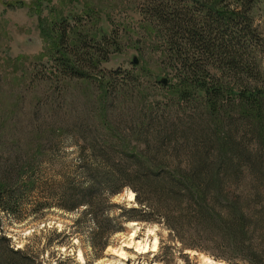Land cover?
I'll return each instance as SVG.
<instances>
[{"label": "trees", "instance_id": "16d2710c", "mask_svg": "<svg viewBox=\"0 0 264 264\" xmlns=\"http://www.w3.org/2000/svg\"><path fill=\"white\" fill-rule=\"evenodd\" d=\"M255 1L235 0L236 6L223 7L222 0H149L147 21L161 27L165 55L178 74V84L170 87L175 106H195L185 124L193 141L185 134L182 140L176 137L181 117L169 124L161 112L135 121L124 136L91 130L90 120L108 130L114 119L107 115L50 119L48 127H34L43 136L51 129L60 140L76 136L77 156L54 164L59 171L48 184L34 178L38 162L0 165V264H44L38 254L13 248L1 226L2 217L19 216L22 190L44 187L51 193L45 200L56 202L58 209H85L83 217L94 226L93 249H103L111 231L105 217L108 201L129 189L138 206L126 212L129 221L161 223L180 252L206 253L227 264H264V69L250 16ZM54 33L50 79L92 78L95 59L106 52H72L66 31L59 26ZM102 80L103 75L96 82ZM50 205L43 202L35 211Z\"/></svg>", "mask_w": 264, "mask_h": 264}, {"label": "rangeland", "instance_id": "374dc122", "mask_svg": "<svg viewBox=\"0 0 264 264\" xmlns=\"http://www.w3.org/2000/svg\"><path fill=\"white\" fill-rule=\"evenodd\" d=\"M212 1L220 0H209ZM222 1L223 7L237 5L235 0ZM148 2L0 0V165L5 161L21 166L38 162L35 180L47 184L53 181L59 171L53 165L76 158L78 138L66 136L60 140L51 129L43 136L34 127L83 114L114 119L108 130L88 121L95 133L108 136L112 130L124 136L135 121L146 122L161 112L159 115L163 113L169 124L171 118L176 121L181 117V122L175 123V135L182 140L185 134L193 141V133L185 124L189 109L192 111L195 106H175L176 95L170 87L178 84V74L165 55L161 27L147 21ZM250 16L263 53L260 61L264 69V0L253 3ZM59 26L66 31L72 52L91 48L106 52L104 57L95 59L92 78L57 82L50 79L47 69L58 36L54 30ZM211 73L219 76L217 71ZM108 74L119 76L109 78ZM101 75L105 80L99 84L96 80ZM100 99L112 103L100 105ZM43 190H22L19 216L2 217L1 226L13 248L38 254L44 264H227L206 253L180 252V244L171 240L170 232L161 223L129 221L126 212L138 208L129 189L108 201L105 217L111 231L106 246L93 249L90 237L94 226L89 217H83L85 209L62 211L56 202L45 200L51 193L45 192V187ZM131 194L133 201L129 199ZM43 202L51 205L37 213V206Z\"/></svg>", "mask_w": 264, "mask_h": 264}, {"label": "bare ground", "instance_id": "6f19581e", "mask_svg": "<svg viewBox=\"0 0 264 264\" xmlns=\"http://www.w3.org/2000/svg\"><path fill=\"white\" fill-rule=\"evenodd\" d=\"M129 199H130L131 201H133L134 197H133L132 194L130 195Z\"/></svg>", "mask_w": 264, "mask_h": 264}]
</instances>
